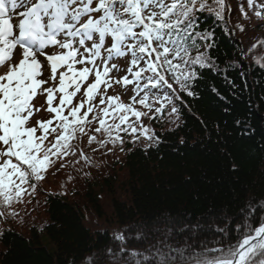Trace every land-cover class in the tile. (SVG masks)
Segmentation results:
<instances>
[{
    "label": "snow or ice",
    "instance_id": "obj_1",
    "mask_svg": "<svg viewBox=\"0 0 264 264\" xmlns=\"http://www.w3.org/2000/svg\"><path fill=\"white\" fill-rule=\"evenodd\" d=\"M247 3L257 16L264 17L260 11L264 4ZM226 9L231 12L226 0H212V4L205 0H0V67L7 66L0 74V205L11 207L13 201L29 194V188L35 191L50 168L76 154L73 141L78 140L77 134L87 135L86 128L103 131L105 139L97 141L100 145L123 144L120 132L140 131L129 122V114L138 121L147 114L118 102L119 96H106L110 81L123 85L135 81L133 103L151 111L152 93L156 101L169 105V115L179 119L180 108L174 100L184 92L196 95L191 90L198 74L196 66H214L207 54L213 43L198 42L210 41L214 33L195 30L197 13L214 12L224 19ZM127 55L131 56L127 73L132 79L110 76L113 70L119 71L110 62ZM260 67L264 69V63ZM38 90L47 94L46 110L55 115L32 124L30 118L40 111L32 103ZM77 93L81 96L74 104ZM162 108L163 104L155 112ZM107 118L113 123H106ZM93 122L99 126L92 128ZM235 123L243 128L246 121L237 119ZM143 134L153 139L147 127ZM136 139L139 137L133 136ZM155 139L159 141V137ZM95 140L94 135L88 136L89 144ZM80 155L84 156L82 150ZM60 167H64L62 162ZM2 215L5 212L0 211ZM256 221L259 224L254 226ZM158 223L149 220L140 226L144 233L140 241L155 242L145 249L150 254L136 264H264V206L254 198L235 215L209 208L194 223L173 216L165 218L162 229ZM210 236L217 246H209Z\"/></svg>",
    "mask_w": 264,
    "mask_h": 264
},
{
    "label": "trees",
    "instance_id": "obj_2",
    "mask_svg": "<svg viewBox=\"0 0 264 264\" xmlns=\"http://www.w3.org/2000/svg\"><path fill=\"white\" fill-rule=\"evenodd\" d=\"M226 4L231 12L226 9L224 19L214 12L197 13L195 30L214 33L210 41L198 39L213 43L207 54L214 66H196L198 74L191 82L196 95L184 92L174 100L179 119L169 115L165 102L156 113L160 105L153 95L150 116L138 121L132 115L135 121L129 122L140 131L119 133L124 142L115 143L110 154L120 151L121 157L106 159L107 165L86 146L89 135L104 140L103 131L86 128L87 135L77 134L75 156L53 167L54 174L63 168L75 173L66 178L51 173L54 181L44 188L47 172L35 191L28 189L26 205L21 200L11 207L0 205L5 212L0 216V264H136L155 242L139 239L145 221H159L162 229L169 216L194 223L209 208L235 215L251 198L264 206V17L257 16L247 0ZM237 119L246 121L243 128ZM106 123L113 120L107 118ZM98 126L93 122L92 128ZM144 127L152 140L143 134ZM209 239L210 247L217 246Z\"/></svg>",
    "mask_w": 264,
    "mask_h": 264
},
{
    "label": "rangeland",
    "instance_id": "obj_3",
    "mask_svg": "<svg viewBox=\"0 0 264 264\" xmlns=\"http://www.w3.org/2000/svg\"><path fill=\"white\" fill-rule=\"evenodd\" d=\"M262 36L264 38V29L262 30ZM130 61H131V56L130 55H127L125 57H121V58H117V59L112 60L110 62V64H116L118 66V68H119V71L113 70L112 72L109 73V75L114 77V78H119V77H123L125 75H128V78L131 80L132 76L127 73V69L130 67ZM77 67H79V65H77ZM6 70H7V66L0 67V74L5 72ZM61 70H63V69H61ZM133 70H135V69H133ZM91 79H92V76L90 75L89 82L91 81ZM110 82L112 83V87L107 90L106 96H119L120 97V101H118V102L132 104L133 108H135L138 111H141L142 113L148 114V117L150 116L151 111H149L148 108H145L143 105H140L138 103H133L132 100H131V97L136 95L135 81H133V83L128 84V85H123L122 82H121V84H115L112 81H110ZM143 83H144V81H141V84H143ZM48 86L49 85H43L42 87H48ZM103 87L104 86L101 85V88H103ZM71 90L72 89H69V91H71ZM82 91H83V86H82L81 93H82ZM81 93H77V97H75L74 100H73L74 104L80 98ZM46 95H47L46 93L40 94V92L38 90V95L32 101V103L34 104L35 108L40 109L39 112H35L34 116L32 118H30L32 124H35L37 121L51 119L55 115L54 113L49 114L47 112V110H46V108H47ZM140 95L142 96L143 93H141ZM137 98L139 99L140 97H137ZM98 100H99V98H97V100L95 101V103L97 105H98ZM156 102H157L158 105H161L164 101L161 100V101H156ZM57 103H58V98L53 100V106H55ZM99 107H104V105H99ZM92 115L93 114L90 113L89 117H91ZM129 119H130V121H135V119L132 117L131 114H129ZM140 120L141 121L142 120L145 121L146 118L141 117ZM56 124H57V121L53 120V126H55ZM142 126H144V125H142ZM37 135H39V132L37 133ZM50 138H51V136L48 139H50ZM97 138L91 144H89L87 142L88 145H86V146L88 147V151L89 152H98L99 158H97V159H99L100 162L103 161L105 163L104 165H107L109 160H115V159L121 157V152L120 151L115 153L114 155L110 154V151L107 152V149L108 150L109 149H113L112 147L116 148L117 144L106 143L105 145H100V144L97 143V141H100V140H103V139H102V137L98 138L99 140ZM109 145H110V147H109ZM93 149H96V151H93ZM73 156H75V155H73ZM106 159H109V160L107 161ZM72 163H73V161H72ZM48 172H49V174H48L47 178L45 179L44 183H42V187H44V188H46L47 185L49 186L50 183H52L54 181V179H53L54 176L51 174V173L54 172V168H53V170L51 169ZM75 172H76V170H74V169L70 171V170H68V168H63V170L61 169L59 171H55V174L54 173L53 174L56 175L59 178H66V177H69L72 173H75ZM29 199H30V196L25 194L22 197L21 201H20L21 205H26V203H24V202L29 201Z\"/></svg>",
    "mask_w": 264,
    "mask_h": 264
}]
</instances>
